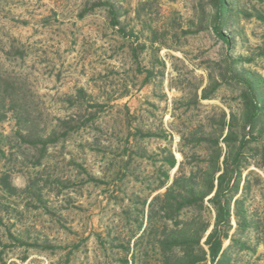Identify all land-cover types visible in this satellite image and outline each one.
Here are the masks:
<instances>
[{
    "label": "rangeland",
    "instance_id": "rangeland-1",
    "mask_svg": "<svg viewBox=\"0 0 264 264\" xmlns=\"http://www.w3.org/2000/svg\"><path fill=\"white\" fill-rule=\"evenodd\" d=\"M191 3L0 0V264H180L159 249L174 221L152 199L237 120L243 69L264 102V0H231L228 43L182 32ZM263 132L241 157L223 264H264ZM201 216L206 236L208 203ZM197 217L186 208L179 223Z\"/></svg>",
    "mask_w": 264,
    "mask_h": 264
},
{
    "label": "trees",
    "instance_id": "trees-1",
    "mask_svg": "<svg viewBox=\"0 0 264 264\" xmlns=\"http://www.w3.org/2000/svg\"><path fill=\"white\" fill-rule=\"evenodd\" d=\"M191 1V8L189 9L191 14L186 20L185 28L180 27L182 32L197 35L211 28L219 39L228 43L229 40L224 32L230 30L227 23L234 15L231 0ZM208 11L212 13L210 24L206 22ZM162 32L163 30L149 26L148 34L151 46L161 43L158 36H164ZM241 72L245 75L241 92L243 110H241L237 120L231 113L229 121L224 120L222 122L224 129H226L224 137L214 136L212 139H208L206 136L201 140L202 142H197L207 147V158L194 167L196 172H190L188 175L181 172L187 163H181L178 167V173L166 187L165 192L160 196H155L150 203L152 207L156 202H159L158 212L162 213L166 221H174L173 227L166 230L158 245L162 253L171 256L176 263L223 264L224 262L225 255L222 245L223 241L228 238L230 229L231 203L238 193L241 157L244 149L257 141L255 136L257 130L262 126L264 127L262 123L264 119L263 88L261 87L263 80L249 70L243 69ZM213 81L214 79L209 74V84ZM210 98L211 95L207 94V88H204L201 99L209 100ZM181 140L184 139L181 138ZM233 150L235 151L232 154ZM183 158L185 159L184 154ZM168 165L169 168L175 167V160L172 156ZM167 180L168 176H165L162 185L166 186ZM246 189L247 187L244 191ZM205 203H208L215 212L214 224L206 236L210 225L201 216L205 209ZM233 206L237 221L239 219L245 220L242 201L234 200ZM186 208H192L198 214L192 227L188 224L179 223V214ZM189 239L191 242L187 244ZM203 239L204 242H202ZM233 243L237 244L238 242L233 240Z\"/></svg>",
    "mask_w": 264,
    "mask_h": 264
}]
</instances>
